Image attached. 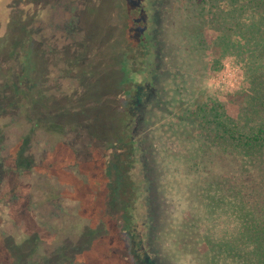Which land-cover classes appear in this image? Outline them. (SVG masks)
<instances>
[{
  "label": "rangeland",
  "instance_id": "374dc122",
  "mask_svg": "<svg viewBox=\"0 0 264 264\" xmlns=\"http://www.w3.org/2000/svg\"><path fill=\"white\" fill-rule=\"evenodd\" d=\"M102 1L106 12L99 17L108 15L105 23L114 35L108 43L116 41L111 54H118V59L122 53L119 68L123 78L119 89L125 93L126 114L118 128L120 125L126 146L119 154L117 149H109L108 142L91 140L82 132L74 133L77 145L83 148L80 160L93 159L95 168L89 169L90 175L100 183L92 189L88 199L92 206L88 209L89 219L79 222L80 229L86 224L96 227L104 241L102 249L112 248L117 217L111 208L116 209L119 191L116 180L113 184L112 181L116 179V170L125 166L126 183L129 181L135 190L131 193L134 197L130 195L131 199L124 204L125 232L133 243L127 245L135 258L134 264H214L212 255L224 252L222 242L239 234L240 216L237 210L225 205L226 200L217 209L209 210L210 184L216 183L223 189L233 187L229 197L238 201L241 198L238 191L243 185L241 162L218 145L220 133L216 126L221 121L231 126H249L253 119L251 108L263 103L264 27L251 26L259 12L245 1L246 6L238 15L242 26H235L226 17L232 5L229 0ZM16 8L20 11L18 5ZM27 9L33 13L35 8ZM121 13L129 23L123 37L119 35L123 28ZM6 18L0 22V45L15 25ZM102 24L99 19L95 21L100 29ZM98 40L92 42L93 56L99 49ZM2 66L0 63V69ZM88 77L83 81L87 91L94 89L87 82ZM114 77L119 76L109 68L98 77L103 80L101 95L107 108L114 104L112 92L109 93ZM10 78L5 66L4 71L0 70V123L8 126H1L0 134L5 133V142L12 144L30 126L27 114L34 117V113L31 108L33 115L27 111L29 104L24 102L26 109H21L24 117L19 114L14 118L20 110L12 106V98L5 94ZM84 102L83 96H79L73 105L79 108ZM60 103L62 111L68 108L64 100ZM110 126L109 120L105 130ZM61 133L62 129H50V135ZM37 136L43 137L39 132ZM89 145L93 152L90 157L85 150ZM12 152L8 150L4 158L10 172L6 176L0 173L8 189L17 182L11 174V169H15ZM122 159L125 162L121 163ZM20 211L21 207L15 209L12 216L20 218ZM111 222L112 231L107 226ZM64 226L69 228L70 222L66 221ZM106 260L111 264H132V259L122 257L116 250L109 251Z\"/></svg>",
  "mask_w": 264,
  "mask_h": 264
},
{
  "label": "trees",
  "instance_id": "16d2710c",
  "mask_svg": "<svg viewBox=\"0 0 264 264\" xmlns=\"http://www.w3.org/2000/svg\"><path fill=\"white\" fill-rule=\"evenodd\" d=\"M245 1L254 5L260 15L251 26L263 28L264 0H229L232 5L226 17L235 26H242L238 15L242 14ZM91 2L0 0V22L9 13L6 21L15 24L0 45V63H3L0 70L4 71L6 66L11 77L5 94L12 98V106L20 110L14 118L19 114L24 117V102L29 104L27 111L31 108L34 113L30 112L34 117L27 114L30 126L18 134L12 144L5 142V133L0 134L4 137L0 141V173L6 176L10 172L4 158L8 150L13 151L15 169H11V174L17 179L8 189L6 180L0 176V264H98L99 261L111 264L106 257L112 250L132 259V264L135 262L127 245L131 236L126 235L124 227L127 216L124 204L131 199L130 195L134 197L133 185L125 180V166L116 170V179L112 181L113 184L116 180L119 190L116 209L109 206L117 217L114 231L111 230L112 222L107 225L116 236L112 248L102 249L104 241L96 227L86 224L80 229L79 222L89 219L88 209L92 206L88 199L100 183L90 175V170L95 168L93 159L80 160L83 148L77 145L74 133L82 132L91 140L108 142L109 149H117L119 154L126 146L120 125L118 128L126 114L123 107L125 93L119 89L123 78L119 68L122 53L118 59V54H111L116 43H108L114 37L113 29L108 31V15L99 17L106 12V8L102 9L105 4L102 0ZM31 6L35 8L33 13L27 9ZM121 18L123 28L119 35L123 37L129 23L124 14ZM98 19L104 22L101 29L95 26ZM94 39H99L96 45L99 49L93 56ZM107 68L119 76L114 77V83L109 87L114 100L111 108L103 104L104 85L103 80L98 79ZM87 76V82L94 85V89L88 91L83 82ZM79 96H83L85 102L78 108L73 104ZM261 98L263 103L251 108L253 119L249 126H231L223 121L216 126L220 133L216 139L218 145L223 152L234 155L241 162L243 185L238 191L242 199L238 198V201L236 197H229L233 187L223 189L216 183L210 184L209 210L217 209L226 200L225 205L230 210H237L240 216L239 234L222 242L224 252L212 255L214 264H264V215H261L264 214V91ZM60 100L67 102L68 108L63 111ZM109 120L112 127L106 131ZM12 121L16 120L12 118ZM63 122H66L65 127ZM1 126L7 128L8 124L0 123ZM52 128L62 129L64 133L50 135ZM38 132L43 137L39 138ZM89 148L91 145L85 150L90 157L93 152ZM227 199L233 200L228 202ZM20 207V218H14L12 213ZM66 221L70 222L67 229Z\"/></svg>",
  "mask_w": 264,
  "mask_h": 264
}]
</instances>
